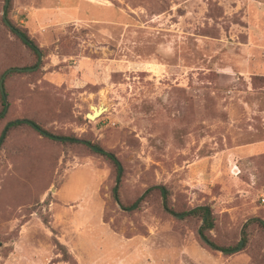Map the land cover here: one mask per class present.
<instances>
[{
	"label": "rangeland",
	"instance_id": "374dc122",
	"mask_svg": "<svg viewBox=\"0 0 264 264\" xmlns=\"http://www.w3.org/2000/svg\"><path fill=\"white\" fill-rule=\"evenodd\" d=\"M8 7L42 57L6 27ZM8 7L0 0V264H264L260 225L226 255L200 235L203 217L183 215L210 207L206 237L221 247L264 220V0ZM24 119L83 143L7 131ZM93 145L121 162L126 208L116 167ZM157 186L168 208L157 190L141 201Z\"/></svg>",
	"mask_w": 264,
	"mask_h": 264
},
{
	"label": "trees",
	"instance_id": "16d2710c",
	"mask_svg": "<svg viewBox=\"0 0 264 264\" xmlns=\"http://www.w3.org/2000/svg\"><path fill=\"white\" fill-rule=\"evenodd\" d=\"M8 14H9V7L6 8V19L4 18V23H5L6 27H8L18 38H20L23 41V43L28 48H30L38 57H40V55L37 52V49H38L37 46H35V44L30 40V38L26 32L22 31L20 28L15 26L9 20ZM6 20L8 21V23L6 22ZM20 34H21V36H20ZM27 40L29 42H27ZM2 80L3 81H1V84H3L4 90H5L4 78ZM1 84H0V91H1ZM6 95H7V93H6ZM1 98H2V103H3V111L0 114V117H2L7 112V106H6L5 100L3 99L2 92H1ZM10 124L11 125H8V127H7V131H10L11 129L18 127V126L27 125V126L34 128L39 133H41L42 136L48 137V138L55 140V141H58V142H62L64 144H66V143H72V144L83 143L82 140H79L77 138H66V137L55 136V135L49 133L48 131L44 130L43 128H41V126L33 120L24 119V120H21L19 123L12 122ZM86 145H90V143L88 142V144H86ZM91 148H92L93 152L98 153V154L108 158L116 167L117 172H118V177H117V181H116L117 185L114 188L113 196H114V199L116 200V202H118L122 207L126 208V206L121 204L122 202H121V198H120V188H121L122 173H123L121 162L119 161V159L117 158V156L114 153L107 152L98 145H93V146H91ZM156 190L161 192L163 199H164V205L166 208H168L169 207L170 192L167 188H165L163 186H157V187H153V188L148 189L146 191V193L142 196L141 201H143L144 198L147 197V195H149L151 192L156 191ZM137 207H138V204L135 203L133 206L130 207V209H134ZM183 215L186 217H199V216H201V217H203V219H205L204 225L202 226V228L200 230V235L202 236V238L204 240L208 241V243L212 247H214V249L220 250V251L224 252V254H226V255H233L234 253H236L240 249V245H237L236 247L217 246L206 237V232L213 230L215 227V218H214L213 212H212L210 207H208V206L198 207L194 210H191L189 212L184 213ZM254 224H258L264 228V220H262L261 218H254V219H251L250 221H248L246 223V225L244 226V229H243L244 245H243L242 249H245L249 244L247 231Z\"/></svg>",
	"mask_w": 264,
	"mask_h": 264
},
{
	"label": "water",
	"instance_id": "95a60500",
	"mask_svg": "<svg viewBox=\"0 0 264 264\" xmlns=\"http://www.w3.org/2000/svg\"><path fill=\"white\" fill-rule=\"evenodd\" d=\"M9 3H10V0H6V7H8ZM4 18L6 19L5 15H4ZM6 22L8 23L7 20H6ZM20 36H21V34H20ZM27 42H29V41L27 40ZM37 52H38V54L40 55V57H42L41 51H40L39 49H37ZM2 81H3V80H2ZM1 92H2L3 99H4L5 102H6L7 109H8L9 104H8V99H7V95H6V92H5V90H4L3 84H1ZM91 116H93V115H91V113H89V114L87 115V117H88L89 119H90ZM20 121H21V120H16L14 123H19ZM9 125H11V124H9ZM178 217H181V216L178 215ZM204 222H205V219H204ZM243 245H244V242L241 241V244H240V250H242ZM221 252H222V251H221ZM223 253H224V252H223Z\"/></svg>",
	"mask_w": 264,
	"mask_h": 264
},
{
	"label": "bare ground",
	"instance_id": "6f19581e",
	"mask_svg": "<svg viewBox=\"0 0 264 264\" xmlns=\"http://www.w3.org/2000/svg\"><path fill=\"white\" fill-rule=\"evenodd\" d=\"M92 113L90 117L91 120H96L98 117L102 116L104 113L108 111V107L105 102L100 103L99 105H92L91 106Z\"/></svg>",
	"mask_w": 264,
	"mask_h": 264
},
{
	"label": "built area",
	"instance_id": "2783aa9c",
	"mask_svg": "<svg viewBox=\"0 0 264 264\" xmlns=\"http://www.w3.org/2000/svg\"><path fill=\"white\" fill-rule=\"evenodd\" d=\"M262 197H263V201H264V194L262 195Z\"/></svg>",
	"mask_w": 264,
	"mask_h": 264
}]
</instances>
